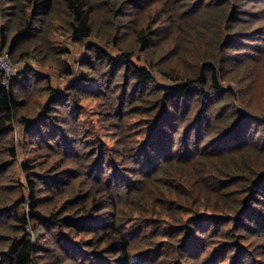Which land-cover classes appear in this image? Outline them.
<instances>
[{"label":"trees","instance_id":"obj_1","mask_svg":"<svg viewBox=\"0 0 264 264\" xmlns=\"http://www.w3.org/2000/svg\"><path fill=\"white\" fill-rule=\"evenodd\" d=\"M12 1L18 2L21 8L11 15L14 17L15 14L18 15L16 26L20 27V30L26 29L27 34L32 30L29 20L52 18L58 5H61L66 16L69 17L70 36L75 40H85L92 36L96 25L93 23V15L98 7L107 9L109 13L105 15L107 22L119 21L122 18L116 8L118 0ZM140 1L142 0H139L137 4ZM159 2L163 7L165 6L166 19L162 23L168 26L162 43L170 42L180 34L188 16L194 19L187 22L193 28L199 24L196 22L200 19L209 24L205 25L207 27L222 23L220 14L224 9H218V14L211 11L207 5L200 4L191 11L181 12L177 4L171 0H159ZM233 14L225 13L223 20L225 24L230 22ZM108 28L112 32V36L108 39H111L119 53L114 55L107 51L106 42L103 44L99 41L101 45L97 43L90 46L92 55L90 58L93 62L90 71L96 72L99 77L106 78L102 83L93 78L100 91L96 95L100 99L101 89L109 90L114 87L115 93L118 94L117 100L132 108L133 115L146 114L147 117H140V122H144V125L150 129L147 143L138 149L131 145L133 141L128 139L126 128L128 132V128H131L130 120L135 117H124L127 121H122L117 114L124 110L123 105L119 104L117 109L112 110V113L106 111L104 118L110 130L114 132L115 147L112 149L106 145L102 149L92 147L93 151L89 154L82 153L80 158L85 156V160L90 161L93 166L83 180L81 173L79 177L75 175L72 178L73 183L68 187L71 188L70 195L73 194L75 197L69 202L73 206L68 209L50 213L49 216L43 215L38 210L34 182L27 180L29 197L24 199L22 204L26 205L28 211L14 217L11 230L17 232L19 236L9 239L7 251L0 249V264H36L35 253L40 252L39 248L42 247H38L34 241H38L42 235L39 229L41 226L46 230L55 229L60 232L58 237L53 236L54 243L59 246V253L62 254L58 264L66 261L74 264L80 261L85 264L89 260L92 263L90 256L102 260L94 264H100V262L105 264L106 259L109 264H134L130 253L132 242H134L132 233L154 226L140 217V213L144 210L149 198L158 205L156 210H164L163 212L168 217L180 211L179 208L174 207L176 200L169 199L172 198L171 196L180 197V191H176L170 184L173 183L175 177H182V175L187 177L188 182L193 181L199 190L196 195L206 204L211 202L212 194L210 193H219L212 206L214 210L225 215H218L222 226L231 224V232L228 229V236L232 233L234 247H230L228 252L234 255L235 259L232 264L249 263L251 260L243 261V254L257 252L258 249L259 255L252 259V264H264L260 262L264 260V173L256 177L247 176L244 173L248 168V162L254 155L253 147L256 148V145L245 142L244 138L239 135L240 128L233 130L232 127L235 119L239 120L247 114L244 111H230V108L226 107L229 105L227 103L223 106L226 109L217 111L214 117H200L202 112L230 98V90L223 88L220 84L218 63H206L191 73L176 75H173L171 71H163L170 69V62L166 63L165 69L162 66L157 68L153 59L146 63L147 67H139L131 61V58L136 53L153 55L158 35L151 34L148 27L147 29L136 27L132 34L131 44L123 45L125 41L122 38L127 33L124 24L111 23ZM19 36L20 33L11 40L8 47L9 52H12L19 44ZM4 48L6 45L2 37L0 54L8 55L7 51L3 53ZM86 58L87 55H85V60H90ZM8 59L12 66L15 65L9 57ZM94 70L96 71L93 72ZM155 70L164 79L179 83L171 86L153 85L156 82ZM185 70L188 72L191 69L185 68ZM16 75L9 79L7 85H3L4 77L0 71V136L12 131L10 122L19 110L25 108V104L14 96L11 86L16 80ZM88 79L90 83L94 82L93 79ZM152 85L153 88H149ZM119 86L122 90L117 93ZM92 89L90 93H93ZM106 98L105 108L113 107L115 98L112 100L110 95ZM66 105L65 102L62 104L63 107ZM46 110H48L47 107H45ZM24 118L21 122L26 130V139L33 140L34 138L42 143L45 142L44 140L52 141L56 145L62 143L61 147L65 146V148L69 147L68 144L74 145L72 139L65 138L64 134L61 135L60 125L67 126L68 121L44 117L47 121H42L40 127L36 128L33 127L31 120ZM255 120L259 118L255 117ZM41 129L48 134L47 137L41 135ZM70 131L68 129L67 132ZM237 133L240 136L239 142L230 145L232 140H237ZM11 155L15 156L13 149H11ZM0 168H5L3 162H0ZM25 168L26 171L30 169ZM95 175L98 179H94ZM52 180L55 186H59V183L55 182L58 180ZM86 180L91 182L90 188L83 191L84 187H81L86 185ZM76 182H80V187L79 184L77 188L75 187ZM12 208L9 203L0 205V214ZM166 209L171 211H166ZM66 212H68L67 215L59 217ZM197 217L198 215L194 218ZM102 219L106 220L102 221ZM138 220H141L142 224L135 225L134 222ZM131 223L132 227H129ZM32 224L35 227L30 234L28 227ZM135 226H138L140 230H132ZM153 232L145 233L150 242H153ZM81 234H91L94 238L91 243L90 241L82 243L80 253L72 247L74 244L70 243V239L77 238ZM197 235H200V231L195 230L194 234L189 233L184 238L191 236L195 240ZM198 241L199 247L200 240ZM203 243L197 255H194L195 252H192L190 248L192 244H182L177 251L170 249L164 255H158L149 248L142 253L143 256L147 257L155 253L158 259L156 258L154 262L145 260L143 264H156L160 257H163L162 260L169 259L175 264H184L185 261L190 264H200L204 262L205 259L201 257L208 249L205 238ZM258 257L259 260H257ZM216 258L217 256L214 257Z\"/></svg>","mask_w":264,"mask_h":264},{"label":"rangeland","instance_id":"obj_2","mask_svg":"<svg viewBox=\"0 0 264 264\" xmlns=\"http://www.w3.org/2000/svg\"><path fill=\"white\" fill-rule=\"evenodd\" d=\"M138 1L118 0L116 8L122 15L119 21L107 22L105 20V15L109 14L107 9L98 7L93 15V23L96 25L92 36L85 40H75L70 36L69 17L66 16L61 5L57 6L52 18L29 20L32 30L27 34L26 29L20 30V27L16 26L18 15L15 14V17L11 15L20 10L19 3L12 0H0V44L4 37L6 48L3 53L8 52L7 57L15 63L13 66L19 72L11 85L13 93L25 104V108L19 110L10 122L12 131L0 136V162H3L5 166L0 168V205L9 203L13 207L0 214L1 251H7L9 239L19 236L11 228L14 225V217L28 211L26 205L22 204L24 199L29 197L28 179L34 182L38 210L43 215L49 216L50 213L73 206L69 202L75 196L70 195L71 188L68 185L73 183L72 178L75 175L79 177V173L83 180L93 166L90 161L85 160V156L80 158L82 153L89 154L93 151L92 147L95 149H102L105 145L111 149L115 147L114 132L110 130L104 117H106V111L112 113L119 104H123L117 100L118 94L115 93L114 87L109 90L101 89L99 99L96 94L100 91L94 79L102 83L106 78L97 76L96 70L93 71L95 73L90 71L93 64L90 58L92 57L91 45L99 41L103 44L106 42L107 51L114 55L119 53L111 39H108L112 36L108 28L111 23L124 24L127 33L122 38L125 41L123 45L131 44L136 27L145 29L148 27L151 34L158 35L153 55L136 53L131 58V61L139 67H147L146 63L153 59L157 68L162 66L165 69L166 63L170 62V69L163 71H171L173 75H176L191 73L206 63H218L220 84L223 88L230 90V98L202 112L200 117H214L217 111L226 109L223 106L227 103L229 105L226 107L230 108V111H244L247 115L239 120L235 119L232 124L233 130L240 128L239 135L245 142L256 145V148L253 147L254 155L244 173L253 177L264 173V0H171L177 4L181 12L191 11L200 4L207 5L214 13H218V9H224V11L220 14L222 23L214 27L205 26L209 24L200 19L196 22L199 24L193 28L187 22L194 19L188 16L180 34L165 43H162L168 29V26L162 23L166 19L165 6L163 7L159 0H142L137 4ZM225 13H234L228 24L223 21ZM18 33H20L19 44L12 52H9L10 42ZM22 53L25 54L21 55ZM85 55L90 60H85ZM185 68L191 70L185 72ZM154 75L156 82L153 85L171 86L179 83L164 79L156 70ZM88 78H94V82L90 83ZM153 85L149 88H153ZM91 89L94 94L90 93ZM121 90L119 86L117 93ZM108 95L112 100L115 98V104L111 108L104 106ZM64 102L67 103L65 107L62 106ZM126 105H123L124 110L119 111L117 115L122 118V121H127L124 117H135L130 120L131 128H128V132L126 128V134L128 139L133 141L132 146L137 149L142 148V145L147 143L150 129L144 125V122H140V117H147V115L135 116L132 113L133 109ZM45 107L48 110L45 111ZM23 117L31 120L33 127L36 128L40 127L42 121H47L44 117L68 121L67 126L60 125L61 135L64 134L65 138L72 139L74 145L68 144L69 147L65 148V146L61 147L62 143L56 145L52 141L44 140L45 142L42 143L34 138L26 139V130L21 122ZM255 117L259 120H255ZM239 121L241 122L238 124ZM68 129L71 131L67 132ZM255 133H257L256 136ZM41 135L48 136L43 129H41ZM76 135L79 136L76 137ZM240 136L237 133V140H232L230 145L239 142ZM11 149L14 150L15 156L11 155ZM25 167L30 169L26 171ZM97 177L95 175L94 179H98ZM52 179L58 180L55 182H58L59 186H55ZM78 184L80 187V182H76V188ZM90 184L91 182L86 180V185L81 187H84L83 191L88 190ZM170 185L176 191H180V197L171 196L172 198L169 199L176 200L174 207L179 208L180 211L168 217L164 210H161L163 213L157 211L158 205L149 198L140 217L154 226L147 230H140L138 226L132 228V230H140L132 233L134 242H132L130 253L134 264H143L145 260L154 262L156 258L158 259L155 253L164 255L170 249L177 251L182 244H192L190 248L192 252H195L194 255H197L204 244V238L208 249L201 257L205 259L204 262L200 264H232L235 258L231 252H228L230 247H234L232 233L228 236V229L231 232V224L222 226L218 215H225L214 210L212 206L219 193H210L212 194L211 202L206 204L196 195L199 190L193 181L188 182L184 175L175 177ZM166 211L171 210L166 209ZM67 214L68 212L59 217ZM196 215L198 217L194 218ZM104 220L106 219H102ZM141 222L138 220L134 223L140 225ZM34 227L33 224L28 227L30 234ZM129 227H132V223ZM39 229L42 235L38 241H34L31 236L32 241L38 247H42L39 248L40 252L35 253L36 264H58L62 254L59 253L60 248L54 243L53 238L55 235L58 237L60 232L55 229L46 230L42 226ZM195 230L200 231V235H197L195 240L191 236L184 238L189 233L194 234ZM148 231H154L153 242L146 238L145 233ZM93 238L91 234H81L77 238L70 239V243H73L72 247L81 253L82 243L89 241L91 243ZM198 240H200L199 247ZM66 242L69 243L67 240ZM248 246L251 245L248 244ZM149 248L155 253L144 257L142 253ZM258 252L259 249L257 252L243 254V261L251 260L247 264H252V259L259 255ZM215 254L216 259H214ZM90 259L92 263L89 260L85 264L102 261L100 258L91 256ZM162 259L163 257H160L156 264H175L169 259ZM260 262L264 263V260ZM82 263L78 261V264ZM63 264L74 263L66 261ZM105 264H109L107 259ZM184 264H190V262L185 261Z\"/></svg>","mask_w":264,"mask_h":264},{"label":"built area","instance_id":"obj_3","mask_svg":"<svg viewBox=\"0 0 264 264\" xmlns=\"http://www.w3.org/2000/svg\"><path fill=\"white\" fill-rule=\"evenodd\" d=\"M0 71L4 77L2 83L3 85H7L9 79L18 72L17 69L9 62L7 54L0 55Z\"/></svg>","mask_w":264,"mask_h":264}]
</instances>
